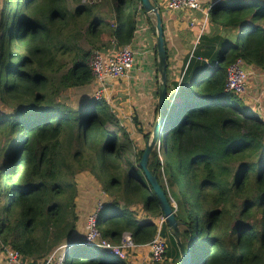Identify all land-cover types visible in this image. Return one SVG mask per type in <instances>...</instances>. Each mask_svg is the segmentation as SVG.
Returning a JSON list of instances; mask_svg holds the SVG:
<instances>
[{"label":"trees","instance_id":"trees-1","mask_svg":"<svg viewBox=\"0 0 264 264\" xmlns=\"http://www.w3.org/2000/svg\"><path fill=\"white\" fill-rule=\"evenodd\" d=\"M144 13L141 0H2L0 242L34 264L68 244L66 264H132L79 241L78 188L70 178L79 165L112 198L96 212L112 243L128 233L143 246L160 233L169 238L165 259L152 264H182L178 239L191 249L190 264H264V120L225 89L239 59L247 71L264 73V0L216 3L209 17L219 31L201 36L180 82L167 71L175 107L148 167L178 204L177 235L161 222L141 166L146 150L134 156L127 149L128 133L109 102L95 97L75 107L64 100L94 82L95 52L110 56L132 45ZM86 152L92 157L81 164Z\"/></svg>","mask_w":264,"mask_h":264},{"label":"rangeland","instance_id":"rangeland-1","mask_svg":"<svg viewBox=\"0 0 264 264\" xmlns=\"http://www.w3.org/2000/svg\"><path fill=\"white\" fill-rule=\"evenodd\" d=\"M1 6L2 0H0V12ZM131 80V76H126L124 79L108 82L106 87L104 86L105 88L102 91L103 95L101 98L104 97L109 102L111 108L117 113L120 124L128 133V140L125 141V145L127 149L130 150L131 154L135 156L137 153L147 150L148 147H150L152 151L156 146H160L159 136L157 142L154 143L153 133L158 115L157 107L159 99L155 98L154 95L151 94V91L147 93V90H149L148 88L143 89V87H136V85L139 86L141 84H136L131 82ZM96 84L97 83L94 81L88 87L71 90L64 97V100L75 107L94 100L97 92L100 91ZM260 87L257 93H252V96L248 97V86L246 94L240 96L244 100L245 106H242L243 111L250 112L249 108L253 111L264 110V82ZM174 107L175 105L170 108L168 114L174 112ZM1 108L2 106L0 105V109ZM253 111H251V115L255 114ZM0 139L1 143L5 144L6 140L1 135ZM76 150L77 146L74 144L72 152L74 153ZM81 156H84V158H81V164H87L92 157V155L87 152L85 154L83 153ZM132 158L133 160L135 159V157ZM74 171L75 175H71L70 178L76 183L78 194L73 212L77 215L76 232L80 234L79 241L84 242V238L88 234L87 227L89 226L90 219L96 216L99 206L102 205L104 201H110L112 198L104 193L101 183L96 180L95 176L89 170L82 171L80 166L76 165ZM16 176L20 175L17 174ZM171 201L172 205L177 209L178 204L176 200L172 198ZM134 212L137 214L138 218H145V214L140 208L135 207ZM165 240L168 247L169 238H165ZM91 249L101 257L108 258L112 262H119L118 258L110 257L105 251L96 248ZM64 252L65 250L59 247L52 252L50 257L55 254L53 262L58 261L59 258L63 257ZM147 253V249L138 247L134 250V253L130 254L129 262L132 264H148L151 260L153 263L152 256L149 253V260ZM164 259L165 256L163 260Z\"/></svg>","mask_w":264,"mask_h":264},{"label":"crops","instance_id":"crops-1","mask_svg":"<svg viewBox=\"0 0 264 264\" xmlns=\"http://www.w3.org/2000/svg\"><path fill=\"white\" fill-rule=\"evenodd\" d=\"M219 1L224 0H199L200 10L175 11L168 7L169 0H156L162 16L167 64L172 82H180L182 80V75L187 69L190 60L194 57L196 47L199 46L201 36L204 34L214 36L219 31L218 27L210 22L209 17L210 9ZM131 46L135 50V63L127 76H131V82L141 84L139 86L136 85V87L148 88L147 93L151 91V94L157 98L155 94L160 85V73L155 63L157 30L154 15L145 12L140 16L136 36ZM248 72L250 76L248 82L249 95L247 96L251 97L252 93H257V90L261 88L260 86L264 82V73L251 66L248 67ZM253 112L264 120V110ZM141 249H147V257L150 260L149 249L145 247ZM6 261V254L0 249V262ZM22 264L34 263L32 260L23 259ZM38 264H43V262ZM148 264H152V261L150 260Z\"/></svg>","mask_w":264,"mask_h":264},{"label":"built area","instance_id":"built-area-1","mask_svg":"<svg viewBox=\"0 0 264 264\" xmlns=\"http://www.w3.org/2000/svg\"><path fill=\"white\" fill-rule=\"evenodd\" d=\"M168 7L171 10H200L199 0H169ZM135 63V50L131 47L119 49L115 54L106 56L101 52H95L90 59V67L97 83L98 91L96 98H101L103 89L108 82L124 79L132 70ZM249 72L244 67V62L239 59L236 63L228 68L226 91L236 95H244L248 90ZM105 86V87H104ZM261 120L262 117L258 116ZM165 218L162 219V222ZM87 236L82 243L83 246L92 247L105 251L110 257H116L119 261H129V256L134 253L136 248H148L154 262H161L166 254V240L160 233L156 235L154 240L147 245L138 246L132 236L125 233L119 244L112 243L109 239H105L97 225V214L92 217L87 227ZM65 250L63 257L53 262L54 255L50 257L44 264H66L67 252L71 246L63 245ZM0 249L6 254V262L0 264H22L23 256L15 249L5 247L0 242ZM61 250V249H59ZM57 253V251H56Z\"/></svg>","mask_w":264,"mask_h":264},{"label":"water","instance_id":"water-1","mask_svg":"<svg viewBox=\"0 0 264 264\" xmlns=\"http://www.w3.org/2000/svg\"><path fill=\"white\" fill-rule=\"evenodd\" d=\"M142 6L147 14L154 15L156 18V30H157V58H158V71L160 73V85H159V101H158V115L154 127V143L157 142L158 136L164 128L166 118L173 103L168 105L167 100V50L164 39V29L162 25V16L158 4L154 0H141ZM178 95L176 92L175 96ZM151 153V148L148 147L145 151L142 159L141 166L146 175V178L151 185L156 197L159 200L160 208L163 212L165 221L168 223L169 228L177 235L179 231V223L175 216V210L169 202L166 193L159 185L157 177L154 176L148 167V159ZM179 249L182 255V264H190L191 262V249L186 248L180 239H178ZM71 246V244H68Z\"/></svg>","mask_w":264,"mask_h":264}]
</instances>
